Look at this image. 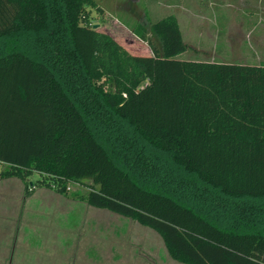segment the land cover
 Returning <instances> with one entry per match:
<instances>
[{"label": "trees", "instance_id": "obj_1", "mask_svg": "<svg viewBox=\"0 0 264 264\" xmlns=\"http://www.w3.org/2000/svg\"><path fill=\"white\" fill-rule=\"evenodd\" d=\"M93 7L0 0V179L79 183L184 264H264V60L185 58L174 15L132 54Z\"/></svg>", "mask_w": 264, "mask_h": 264}, {"label": "rangeland", "instance_id": "obj_2", "mask_svg": "<svg viewBox=\"0 0 264 264\" xmlns=\"http://www.w3.org/2000/svg\"><path fill=\"white\" fill-rule=\"evenodd\" d=\"M95 2L97 8L89 12L91 22L132 54L150 53L146 42L132 31L135 24L150 34L151 23L174 15L187 45L183 57L243 63L264 60V0ZM4 167L0 164V170ZM38 177L32 174L29 184ZM0 187V205L9 208L5 214L0 210V264H184L168 255L151 228L107 209L95 213L99 209L80 202L86 188L79 183H69L67 195L77 197L74 201L58 196L40 199L38 188L47 191L36 188L16 217L14 208L23 205L24 183L9 178ZM16 234L14 253L5 257L7 243Z\"/></svg>", "mask_w": 264, "mask_h": 264}, {"label": "crops", "instance_id": "obj_3", "mask_svg": "<svg viewBox=\"0 0 264 264\" xmlns=\"http://www.w3.org/2000/svg\"><path fill=\"white\" fill-rule=\"evenodd\" d=\"M11 178H14V177H11ZM6 179H9V178H6ZM6 179H0V183H1V181H3V180H6ZM18 179V178H17ZM1 188V187H0ZM39 189H41V188H38V192H37V196H38V198H43L44 197V199H47V196L49 197V196H58L59 198H61V199H65V200H73L74 201V199L76 198L77 199V197H74V199H72V198H69L68 197V195H64V194H61V193H59V192H57V191H53V190H51V189H49V188H45V187H43V189H44V191H47V192H42L41 190H39ZM35 193V190L29 195V196H27V197H22L23 198V205H21V206H19L20 204H18L17 205V207L16 208H14V210L16 211V214L14 215L15 217L16 216H18V214L19 213H22V211L24 210V204L26 203V200L27 199H30V198H32L33 197V194ZM83 194V193H82ZM82 194L81 195H79V196H82ZM80 199V202H85V200L84 199H82L81 197H79ZM42 202H44V200L42 199ZM29 205H33L32 203H30ZM0 207H1V211H4V213L3 214H5L6 213V211L9 209L8 208V206H5V207H3V204H1L0 205ZM11 208H12V206H10ZM22 208H23V210H22ZM67 209V208H66ZM95 209H99V211L100 212H95V213H103V211H104V209L103 208H97V207H95ZM22 210V211H21ZM102 211V212H101ZM6 218V217H5ZM6 220H7V218H6ZM16 222H18L17 220L15 221V223ZM13 226H14V223L12 224ZM16 230H17V227H16ZM16 242H17V234H16V237H12V239L9 241V243H7V246H6V248H5V252H6V254H8V255H5V257L7 256H9V253L11 252L12 254L14 253V249H15V246H16ZM12 245V246H11ZM7 260V259H6Z\"/></svg>", "mask_w": 264, "mask_h": 264}, {"label": "water", "instance_id": "obj_4", "mask_svg": "<svg viewBox=\"0 0 264 264\" xmlns=\"http://www.w3.org/2000/svg\"><path fill=\"white\" fill-rule=\"evenodd\" d=\"M96 27H97V24H93V25H92V28H96Z\"/></svg>", "mask_w": 264, "mask_h": 264}, {"label": "built area", "instance_id": "obj_5", "mask_svg": "<svg viewBox=\"0 0 264 264\" xmlns=\"http://www.w3.org/2000/svg\"><path fill=\"white\" fill-rule=\"evenodd\" d=\"M68 189H69V187H68Z\"/></svg>", "mask_w": 264, "mask_h": 264}]
</instances>
